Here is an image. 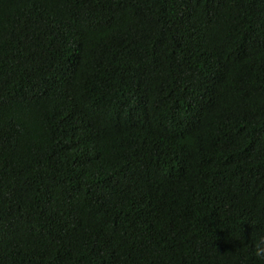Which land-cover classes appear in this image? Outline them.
<instances>
[{
  "label": "trees",
  "instance_id": "obj_1",
  "mask_svg": "<svg viewBox=\"0 0 264 264\" xmlns=\"http://www.w3.org/2000/svg\"><path fill=\"white\" fill-rule=\"evenodd\" d=\"M264 0H0V264H264Z\"/></svg>",
  "mask_w": 264,
  "mask_h": 264
},
{
  "label": "clouds",
  "instance_id": "obj_2",
  "mask_svg": "<svg viewBox=\"0 0 264 264\" xmlns=\"http://www.w3.org/2000/svg\"><path fill=\"white\" fill-rule=\"evenodd\" d=\"M255 254L257 257L264 258V234H259L257 236Z\"/></svg>",
  "mask_w": 264,
  "mask_h": 264
}]
</instances>
